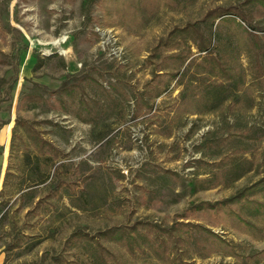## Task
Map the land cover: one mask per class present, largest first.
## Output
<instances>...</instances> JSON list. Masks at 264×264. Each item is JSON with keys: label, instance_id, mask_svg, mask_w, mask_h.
Returning a JSON list of instances; mask_svg holds the SVG:
<instances>
[{"label": "rangeland", "instance_id": "1", "mask_svg": "<svg viewBox=\"0 0 264 264\" xmlns=\"http://www.w3.org/2000/svg\"><path fill=\"white\" fill-rule=\"evenodd\" d=\"M244 2L0 0V264H264L249 256L264 248V239L235 217L199 207L264 175V80L252 76L244 53L232 51L238 30L221 26L223 49L245 81L239 88L226 82L238 99L194 106L210 81L198 68L208 64L194 46L191 52L183 46L198 66L182 85L172 80L152 107H135L140 91L156 83L148 58L160 38L212 7ZM246 11L264 52V6ZM89 76L110 92L88 84ZM76 83L83 85L75 101L86 103V120L61 92ZM42 139L54 158L43 165L44 183L32 178L26 161L34 160ZM139 221L200 223L239 245L244 260L180 225V241L163 236L166 262L148 245L130 252L99 234Z\"/></svg>", "mask_w": 264, "mask_h": 264}, {"label": "trees", "instance_id": "2", "mask_svg": "<svg viewBox=\"0 0 264 264\" xmlns=\"http://www.w3.org/2000/svg\"><path fill=\"white\" fill-rule=\"evenodd\" d=\"M244 4L242 6L231 4L228 6L218 5L212 7L200 19L174 26L165 37L160 38L152 48V52L148 58L153 64L151 80L156 81V83L148 87L149 82L140 91L136 98V109L139 111L144 107H152L150 101H154L157 97L161 96L169 88L172 80L177 79L176 84L182 85L190 67L192 65L198 66L200 63L198 62V57L189 59L190 55L185 52L183 46H188L190 52L191 47L194 46L200 53L199 58L201 61H206L205 63L208 64L204 65V63L202 64L204 67L201 65L202 67L200 69L198 68L202 72L201 75L205 78L204 82L206 83V80L210 81L202 86L196 103H193L195 104L194 106H197V104H217L226 98L238 99L240 97L239 93L234 92V90H229L227 83L239 88L245 81L243 83V77L235 73L232 69V58L229 54L231 52L230 49H223V45L226 42L225 40L223 41V36H221V26L227 27L229 30L235 27L238 30L237 45L235 48L233 47L234 49L232 48V51H237L238 55L244 53L249 59L252 76L264 80L262 64L264 52L260 47L257 34L254 32L257 30V27L251 23L248 12L246 11L252 5L264 6V0H245ZM215 28H219L218 33L215 31ZM218 47H220V50L217 53L216 48ZM185 62H187L186 69L182 70ZM204 70L207 72H204ZM85 80L88 84L94 83L100 92L105 94L110 92L92 76L87 77ZM80 85L81 83H76V85L63 87L61 92L63 95L67 94L71 98V103L77 106L75 108L77 109L76 115L86 120L84 117L85 113L83 112L86 103L83 99H79L78 103L75 101V96L77 95L76 89L83 87V85ZM110 88L118 92L119 97L127 98L126 93L119 86L112 85ZM189 95H194V93L186 94L185 97ZM181 96H184L183 91ZM29 97L33 99L40 98L33 94ZM60 100L65 105L62 97ZM196 112V109L192 110V113ZM30 137L34 140V134L30 135ZM40 142H42L40 145L38 143L36 144L39 153L35 155L34 160L29 155L26 161L28 162V170L32 178H35L40 183H44L49 176L43 171V165L50 167L54 163V158L51 153L52 145L50 142L46 140ZM261 158L264 164V149ZM246 162L250 163L251 161L247 160ZM8 174L9 172H7ZM2 192L3 189L0 191V194ZM199 207L214 209L217 213L220 212L223 215L235 217L242 224L243 228L249 230L254 236L264 239V175L256 181L240 188L230 196L214 202L203 201L199 204ZM179 225L184 226V230L191 234L194 233L198 237L203 236L205 241L214 246V248L223 250L227 255L244 260V251L239 245L227 240L211 228L200 223L192 222H182ZM179 225L178 227H162L149 222L139 221L134 225L113 226L100 231L99 234L106 240L115 241L125 246L130 252H134L135 248H141L143 244L148 245L154 250L158 259L166 262L169 260V255L164 251L167 241L163 236L165 234L170 240L180 241L183 238L181 235L175 237V231L180 228ZM184 238L187 239L188 237ZM249 256L254 259L264 258V248L253 251Z\"/></svg>", "mask_w": 264, "mask_h": 264}, {"label": "crops", "instance_id": "3", "mask_svg": "<svg viewBox=\"0 0 264 264\" xmlns=\"http://www.w3.org/2000/svg\"><path fill=\"white\" fill-rule=\"evenodd\" d=\"M1 191V190H0ZM4 256V252H0V260Z\"/></svg>", "mask_w": 264, "mask_h": 264}]
</instances>
